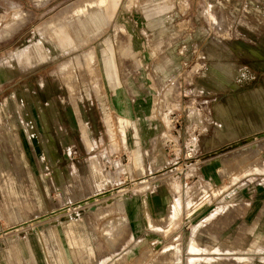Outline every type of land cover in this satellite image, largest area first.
<instances>
[{
	"label": "rangeland",
	"instance_id": "1",
	"mask_svg": "<svg viewBox=\"0 0 264 264\" xmlns=\"http://www.w3.org/2000/svg\"><path fill=\"white\" fill-rule=\"evenodd\" d=\"M85 2L0 0V264H264V134L256 152H199L181 105L187 73L264 51V0H118L102 33L77 39ZM39 41L50 55L22 63Z\"/></svg>",
	"mask_w": 264,
	"mask_h": 264
},
{
	"label": "crops",
	"instance_id": "2",
	"mask_svg": "<svg viewBox=\"0 0 264 264\" xmlns=\"http://www.w3.org/2000/svg\"><path fill=\"white\" fill-rule=\"evenodd\" d=\"M246 51H230L220 55L219 64L187 73L183 89L187 93L181 99L186 121L182 136L189 142L194 134L199 152L264 134V51Z\"/></svg>",
	"mask_w": 264,
	"mask_h": 264
},
{
	"label": "bare ground",
	"instance_id": "3",
	"mask_svg": "<svg viewBox=\"0 0 264 264\" xmlns=\"http://www.w3.org/2000/svg\"><path fill=\"white\" fill-rule=\"evenodd\" d=\"M118 4V0H86L84 5L79 6V11L85 12V14L80 13V17L77 18L78 25L74 26L73 24H68V28L76 27L77 29H72V33L74 34V37L77 39H80L81 36L88 34V37L93 38L99 33H102L110 20V18L114 15L115 8ZM84 10V11H83ZM71 34V35H73ZM45 36V35H44ZM47 39V37L45 36ZM54 44V43H53ZM51 44V46L53 45ZM38 48L39 51L35 52V48L33 46L29 47V49L22 55V63H33L40 60H43L47 58L50 54H48L46 51H42L41 53V45L42 41L38 42ZM84 43H80L79 47H83ZM54 49V47H53ZM121 52L122 54H125L128 52V49L125 45H121ZM103 64H104V73L106 75V78L109 82V85L112 90V100L114 106L119 110V112H125L128 107L126 106V102L128 101L125 97V94L123 93V81L119 75V65L118 61L116 60L114 48L108 47V42L106 43V47L103 50ZM84 59L86 62V65L88 69L91 72V77L93 82L101 77V70H99L98 65L96 63V58L94 52L91 50L90 52L86 53L84 55ZM77 63V61H76ZM80 68L77 69L78 78L86 83L87 80L85 78L84 72L81 69V62L77 63ZM69 67L68 63H65L64 66H62V71L67 69ZM74 69V68H73ZM96 88L100 91H102V82H95ZM118 117H122L121 114L118 115ZM120 120V125H123V120ZM195 145V144H194ZM242 146H244V149L247 148H253L254 152H256V148L259 146V142H257L256 138H249ZM135 160L134 163L137 168H144V161L142 158V152L140 148L138 147L135 152ZM107 195L105 194H101ZM126 194H119L115 197H113V203H116L119 205L122 204V201L125 200ZM110 203L104 204V207H107ZM93 212L97 211L96 209H92ZM25 227L24 223L19 228ZM3 257V256H2Z\"/></svg>",
	"mask_w": 264,
	"mask_h": 264
}]
</instances>
